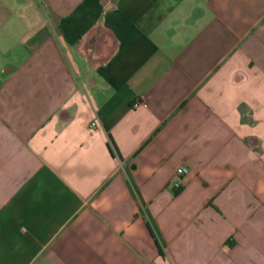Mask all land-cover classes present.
I'll return each instance as SVG.
<instances>
[{"label":"crops","instance_id":"obj_1","mask_svg":"<svg viewBox=\"0 0 264 264\" xmlns=\"http://www.w3.org/2000/svg\"><path fill=\"white\" fill-rule=\"evenodd\" d=\"M0 264H264V0H0Z\"/></svg>","mask_w":264,"mask_h":264},{"label":"built area","instance_id":"obj_2","mask_svg":"<svg viewBox=\"0 0 264 264\" xmlns=\"http://www.w3.org/2000/svg\"><path fill=\"white\" fill-rule=\"evenodd\" d=\"M140 104H142V102L141 101H138V100H135L134 102H132V106L133 107H136V106H138ZM94 124H95V122L92 121L91 122V125H94ZM186 172H187V169L184 166H177V167H175V170H174V178H173V180L171 182L172 188L174 190H178L180 188V185H181L180 184V177L182 175H184Z\"/></svg>","mask_w":264,"mask_h":264},{"label":"trees","instance_id":"obj_3","mask_svg":"<svg viewBox=\"0 0 264 264\" xmlns=\"http://www.w3.org/2000/svg\"><path fill=\"white\" fill-rule=\"evenodd\" d=\"M150 230V229H149ZM155 245H156V247H157V251H159L160 252V248H159V246H158V244L155 242Z\"/></svg>","mask_w":264,"mask_h":264}]
</instances>
